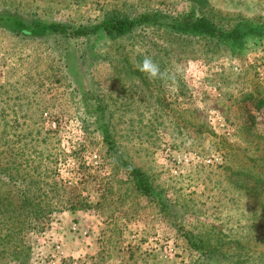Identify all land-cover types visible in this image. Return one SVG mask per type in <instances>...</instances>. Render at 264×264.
Listing matches in <instances>:
<instances>
[{"label":"rangeland","instance_id":"1","mask_svg":"<svg viewBox=\"0 0 264 264\" xmlns=\"http://www.w3.org/2000/svg\"><path fill=\"white\" fill-rule=\"evenodd\" d=\"M151 12L262 30L232 47L42 28ZM144 55L174 79L146 78ZM21 194L53 208L15 262L2 235ZM0 264H264V0H0Z\"/></svg>","mask_w":264,"mask_h":264},{"label":"trees","instance_id":"2","mask_svg":"<svg viewBox=\"0 0 264 264\" xmlns=\"http://www.w3.org/2000/svg\"><path fill=\"white\" fill-rule=\"evenodd\" d=\"M165 26L170 31L179 33L181 35H195L199 37L213 39L218 41V43H223L232 47H239L244 43V38L250 36L255 31L260 32L262 28L256 30L247 29L244 31V28H234L230 31H223L215 24H213L205 16H197L193 12H189L182 16L172 18L167 15H162L158 12L151 13H141L135 18H131L123 15H115L111 18L104 20L101 24L93 27H81L78 29H71L64 24H50L47 29L42 27L44 30L50 32H62L68 33L70 37H86L91 39V37L104 36V37H122L126 36L137 28L146 27V26ZM260 104H263L260 102ZM103 132L105 134V140L112 146V143L109 139L108 130L106 129L104 122H101ZM129 175L132 176L135 182V189L145 196H153L154 190L150 187L149 183L146 180L144 174L134 168L129 169ZM51 189H56V184L51 183L48 185ZM63 187V186H62ZM61 189V188H60ZM64 191L63 189H61ZM24 194V193H23ZM21 194L19 200L15 203V209L11 212H8V218L11 219V229L8 234L2 235L3 240H6V243L10 242L11 245H8L5 249V253H8L12 259H15V256L21 252L25 253V238L29 232L36 233L39 229H42L48 215L52 212L53 208L51 207L52 197L45 196L46 201L43 205L42 201H38L34 196L27 197L26 195ZM23 196V197H22ZM62 202H67L70 207H73V202L69 199L60 198L57 201H54L55 205L62 204ZM5 206H12L10 197L4 199ZM80 202L77 201L76 204ZM46 206V207H45ZM47 208V210L45 209ZM4 222V218H1ZM2 222V223H3ZM13 240V242H11ZM205 258L208 260H213L214 256H217L216 252L212 250V247L207 248L203 253ZM18 259H15L17 262Z\"/></svg>","mask_w":264,"mask_h":264},{"label":"clouds","instance_id":"3","mask_svg":"<svg viewBox=\"0 0 264 264\" xmlns=\"http://www.w3.org/2000/svg\"><path fill=\"white\" fill-rule=\"evenodd\" d=\"M136 68L149 80L159 79L166 82L174 79L168 69L162 70L160 65L149 55H144L142 60L136 65Z\"/></svg>","mask_w":264,"mask_h":264},{"label":"built area","instance_id":"4","mask_svg":"<svg viewBox=\"0 0 264 264\" xmlns=\"http://www.w3.org/2000/svg\"><path fill=\"white\" fill-rule=\"evenodd\" d=\"M93 158L96 159V156H94Z\"/></svg>","mask_w":264,"mask_h":264}]
</instances>
